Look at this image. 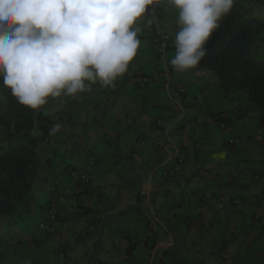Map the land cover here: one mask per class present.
I'll return each instance as SVG.
<instances>
[{
  "label": "crops",
  "instance_id": "0c3cea01",
  "mask_svg": "<svg viewBox=\"0 0 264 264\" xmlns=\"http://www.w3.org/2000/svg\"><path fill=\"white\" fill-rule=\"evenodd\" d=\"M235 2L250 6L255 15L254 5L261 0ZM162 14L165 20L164 9ZM255 16L264 21V10ZM138 24L141 46L114 86L97 83L71 97H50L39 108L45 114L67 113L71 123L95 111L105 142L113 141L115 153L100 145L103 150L98 153L80 146L61 155L60 144L66 151L72 147L71 124L57 134L52 132L50 140L38 148L42 158L49 160L35 185L38 209L35 206L29 216L13 224L0 220V246L12 248L18 256L33 257L34 264L42 260L40 253L46 246L55 254L53 239L38 228L47 208L55 203L60 215L58 234L67 257L70 245L84 246L102 237L106 229L113 241L112 253L118 254L112 264H264V183L256 180L264 174V130L257 125V114L244 95L233 93L226 98L217 77L199 71L172 70L174 82L186 89L180 97L162 82L138 87L131 74L158 69L145 16ZM163 29L174 40V27L166 23ZM257 51L264 57V37ZM174 54L173 41L169 61ZM213 118L228 124L230 130L210 123ZM158 120L164 126H155ZM82 124L93 129L87 120ZM58 133L64 135V142H56ZM4 138L0 127V145ZM90 155L97 158L91 188L78 198L67 196L76 187L70 171L85 167ZM180 157L184 163L175 171ZM216 197L228 199L212 204ZM240 198L246 201L236 204ZM258 213L262 214L259 221ZM70 221L85 226L76 238L69 236ZM24 233L35 235L37 242L10 245L11 239ZM129 237L135 245L129 259L122 261L118 245Z\"/></svg>",
  "mask_w": 264,
  "mask_h": 264
},
{
  "label": "clouds",
  "instance_id": "9594fccd",
  "mask_svg": "<svg viewBox=\"0 0 264 264\" xmlns=\"http://www.w3.org/2000/svg\"><path fill=\"white\" fill-rule=\"evenodd\" d=\"M156 2L0 0V79L3 87L10 90L18 104L37 110L50 97H71L90 91L97 83L101 87L114 86L128 71L141 46L138 37L142 28L138 21ZM166 3L178 11L179 25L170 66L177 73L191 71L206 57L207 43L231 13L235 0H166ZM154 22L155 17L147 23L151 26ZM154 72L141 73L138 77H148ZM135 74L130 77L140 87ZM158 82L163 83L161 80L147 85ZM175 84L184 92L170 91L164 83L163 86L179 97L185 95L186 89ZM175 107L181 109L180 104ZM60 127L54 124L52 131ZM127 239L131 240L132 247L135 240ZM66 259L69 262L67 251ZM121 259L125 261L122 256Z\"/></svg>",
  "mask_w": 264,
  "mask_h": 264
},
{
  "label": "trees",
  "instance_id": "16d2710c",
  "mask_svg": "<svg viewBox=\"0 0 264 264\" xmlns=\"http://www.w3.org/2000/svg\"><path fill=\"white\" fill-rule=\"evenodd\" d=\"M159 13L163 21L162 11ZM145 24L147 26L146 17ZM263 37L264 21L254 15L250 6L235 2L231 13L222 20L219 30L207 43L206 57L195 69L214 73L226 98L233 93L244 95L257 114L259 127L264 130V57L257 51ZM173 41L172 38V44ZM155 58L157 60L156 55ZM140 74L136 73L135 78ZM54 124L63 129L66 124H71V116L63 112L45 114L40 109L23 107L10 90L3 87L0 79V127L5 137L0 145V220L8 223L22 220L37 207L35 185L49 163L39 154L38 148L50 140ZM56 210L58 223L60 215ZM132 247L128 250L129 256Z\"/></svg>",
  "mask_w": 264,
  "mask_h": 264
},
{
  "label": "rangeland",
  "instance_id": "374dc122",
  "mask_svg": "<svg viewBox=\"0 0 264 264\" xmlns=\"http://www.w3.org/2000/svg\"><path fill=\"white\" fill-rule=\"evenodd\" d=\"M159 3H160V10L163 11L164 9L165 15H166L165 20L163 18L162 27H163V24L165 25L167 23L169 26L171 27L173 26L174 29L176 30L175 33H177L179 31V25L177 24L178 11L172 8L170 5H168L166 3V0H159ZM254 7L256 9L255 15L256 14L258 15L261 10H264V0H261V3L259 2L258 4L256 3ZM167 8H169L170 10H167ZM193 70L199 71L203 75H211V77H217L215 76L214 73L207 74L205 71H202V70H197V69H193ZM81 120L82 122L87 120L88 123L93 126L92 127L93 129L89 130L87 125L82 124ZM101 129H102V126H101V123L95 111L90 113V115H88L87 117L76 119L73 123H71V127H70V135H71V140H72V143L70 145H72V147H68V150L66 151V149L64 150L63 145L61 146L60 144L59 150L62 151L61 155H64L67 153L70 154L72 151L78 150L80 146H82V149L84 151L93 152L92 150H94V152L96 151L101 152L103 149L100 145L105 146L106 152L109 150H112V152L115 153V145L113 141L111 140V141L105 142L104 134L100 131ZM55 132L57 134L58 131H55ZM54 136H57V139L55 138L54 139L58 143L65 141L64 135L62 133H58V135H54ZM68 159H70V157H68ZM263 183H264V180L262 184ZM5 222L7 225L8 221H5ZM9 223L13 224L12 221H9ZM69 223H70L69 225H66L69 228L68 230L69 236L73 235L74 238L80 235L82 230L85 228L84 225L79 226L77 224H72L73 221H70ZM3 225L4 227H6L5 224ZM108 235H109V232L108 231L106 232V229H105L104 235L102 237H98L95 241H87L84 246H81L80 244L70 245V252L68 253L69 254V257H68L69 264H100V260L102 259H103L102 261L104 262L102 264H112L116 262L117 261V256H116L117 251L115 250L116 254L112 253L114 252V249H113L114 247H112L113 241H111L110 239L111 237L109 238ZM98 242H99V245L96 244ZM40 254H41L40 256L42 260L38 261L39 264H62L60 262L58 254L56 252L54 254L52 251V248L49 246H46ZM0 255L2 257L0 264H25L26 261H30V264H34L33 257L18 256L12 248L7 247L6 245L0 246Z\"/></svg>",
  "mask_w": 264,
  "mask_h": 264
},
{
  "label": "built area",
  "instance_id": "2783aa9c",
  "mask_svg": "<svg viewBox=\"0 0 264 264\" xmlns=\"http://www.w3.org/2000/svg\"><path fill=\"white\" fill-rule=\"evenodd\" d=\"M160 3L159 0L149 8L148 12L146 13L145 17L148 22L149 19L155 17V22L149 26L147 23V27L150 33L151 40L153 42V48L155 55L157 56V71L154 72L151 76L148 77H138L137 83L140 87L146 86L150 82H157L163 81L164 86L170 90L177 93H183L184 90L176 85L172 80V68L169 63L168 53L170 48L172 47V38L169 34H167L162 27V19L160 15ZM134 77V76H133ZM210 123L217 125L222 130H230L229 126L222 122H217L214 119L210 120ZM157 126H163L162 121L157 122ZM184 162V157H180L179 164L174 168L175 171L179 169V166ZM97 163V159L94 156H90L88 158L87 165L82 169H74L70 173L71 179L76 184L74 191H68L66 193L67 196L73 197L78 195L79 193L89 190L92 184V171L95 168ZM168 172H165V176H168ZM237 173L234 172L233 176H236ZM264 180V174H259L256 177V180ZM228 199L226 197H216L211 202L212 204L222 202L223 200ZM243 201L246 200L244 198L237 199L235 202L236 204H242ZM251 201L254 204H258L257 198H252ZM57 210L55 203H52L47 212L45 220L39 224V229L43 231L48 238H52L53 242L55 243V251L59 256L60 262L66 264V248L60 242V236L58 234L57 229ZM262 214H256V220H261ZM37 242L35 237L31 235H18L10 240V245L17 246L20 245L21 242ZM131 240L130 239H122L120 241V255L124 260L128 259V250L131 247ZM17 248V247H15Z\"/></svg>",
  "mask_w": 264,
  "mask_h": 264
}]
</instances>
